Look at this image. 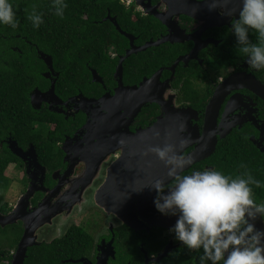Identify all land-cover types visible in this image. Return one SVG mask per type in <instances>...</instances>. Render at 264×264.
<instances>
[{"label":"flooded vegetation","instance_id":"flooded-vegetation-1","mask_svg":"<svg viewBox=\"0 0 264 264\" xmlns=\"http://www.w3.org/2000/svg\"><path fill=\"white\" fill-rule=\"evenodd\" d=\"M14 1L22 12L45 5L46 18L54 15L52 0ZM66 2L58 31L108 35L101 64L110 71L104 76L86 61L96 89L57 91L54 55L29 43L45 65V86L30 94L41 119L31 127L41 138L8 132L0 140V162L12 159L4 171L9 184L0 188V264H150L151 253L157 264H180L179 254L188 257L182 264H192L201 253L182 248L169 232L177 217L155 208L152 185L172 181L148 149L177 145L188 161L181 174L211 168L226 174L219 166L230 161L229 146L264 153V69L250 68L231 32L241 0ZM249 39L257 43L253 30ZM59 48L66 63L80 65L66 52L74 44ZM130 50L137 52L125 58ZM140 55L143 67L129 70ZM194 153L201 155L192 161Z\"/></svg>","mask_w":264,"mask_h":264},{"label":"clouds","instance_id":"clouds-1","mask_svg":"<svg viewBox=\"0 0 264 264\" xmlns=\"http://www.w3.org/2000/svg\"><path fill=\"white\" fill-rule=\"evenodd\" d=\"M241 4L238 19L231 22L237 50L251 69H264V0H241ZM67 7L66 0H52L59 17ZM27 19L34 28L44 22L35 9ZM0 24L12 28L19 24L10 0H0ZM250 30L257 34V43L249 39ZM184 143L181 140L179 147ZM148 151L164 162L172 181L166 185L157 179L152 185L157 192L155 208L177 217L169 232L182 248L201 253L192 264H264V229L255 224L258 218L264 221V202L257 203L252 190L253 185L261 187V181L247 170L235 177L215 168L181 174L188 161L179 155L177 145L166 143ZM150 256V264H157L156 254Z\"/></svg>","mask_w":264,"mask_h":264},{"label":"trees","instance_id":"trees-1","mask_svg":"<svg viewBox=\"0 0 264 264\" xmlns=\"http://www.w3.org/2000/svg\"><path fill=\"white\" fill-rule=\"evenodd\" d=\"M10 3L13 5L19 24L16 28L0 24V121L3 124H10L7 125L8 129L0 125V140L8 132L20 140L27 137L37 139L41 138V132L32 129L31 126L35 122H41V119L31 104L30 94L36 86H45L46 82L41 74L45 70V65L31 50L29 43L38 44L42 49L49 47L44 50L54 55L56 69L61 71L56 86L57 91H77V88L83 91H93L96 89V85L88 82L91 80V71L85 62L90 61L96 69L107 76L110 66L107 63H101H104L102 61L106 59L105 46L109 44L107 42L109 37L108 35H99L98 38V36L85 33L67 35L59 32L58 30L62 28L61 18L54 14L50 15L51 18L48 20L47 14L43 10L47 7L44 4L36 9V12L43 14L44 22L39 28H34L32 22L27 19L32 11L25 9L22 12L19 10L17 2L10 0ZM52 12H54L53 8ZM129 23L130 30L135 32L139 24L132 19V14ZM117 37L119 35H112L114 40ZM65 43L75 45V48L66 50V52H72L73 56H70V59L81 60L80 65H70L64 61L69 59V56L63 55V50L59 46ZM13 47H18L20 50H15ZM144 57L142 55L134 57L135 63L131 58L128 62V69L136 71V67H143L142 58ZM157 59L155 58V60ZM224 153L228 155L230 161H227L228 163L220 162L221 170H225L226 175L233 177L245 170L250 171L262 184L261 187L252 186L253 197L257 203L264 202V153L255 147L234 145L229 146L228 151ZM11 160L5 159V157L1 158L0 188H5L9 184V178L5 176L4 171ZM4 199V194L0 192V203H3ZM194 257L198 258V255ZM187 260L188 257L182 254L176 257V261L180 264Z\"/></svg>","mask_w":264,"mask_h":264},{"label":"water","instance_id":"water-1","mask_svg":"<svg viewBox=\"0 0 264 264\" xmlns=\"http://www.w3.org/2000/svg\"><path fill=\"white\" fill-rule=\"evenodd\" d=\"M126 36H128V37H130V38H132V35H129V34H125ZM160 43H156V44H153V45H159ZM150 46H152L151 44H147V45H145V46H143V47H141V48H139V51H144V50H146L148 47H150ZM137 52V50H130V51H128L127 52V54H126V57L125 58H128L131 54H132V52ZM125 58H122V62H121V65H122V63H123V61H124V59ZM120 65V66H121ZM120 72H121V70H120ZM93 74H94V77H96V76H98V73L96 72V71H94L93 72ZM52 90H55V84L53 85V88H52ZM263 98H264V95L262 96ZM217 104L216 103H212L211 105H210V109H209V113L210 114H212V113H217V109L218 108H216L217 106H216ZM210 117H211V115H210ZM216 122V118H214V117H211L210 119H209V123H215ZM203 151V150H202ZM201 154L200 153H194L193 154V159H192V161H195L196 159H198L199 158V156H200ZM0 219H1V216H0ZM255 224H256V227L258 228V229H264V221H262V220H260L259 218L255 221ZM158 260H160V259H158Z\"/></svg>","mask_w":264,"mask_h":264},{"label":"rangeland","instance_id":"rangeland-1","mask_svg":"<svg viewBox=\"0 0 264 264\" xmlns=\"http://www.w3.org/2000/svg\"><path fill=\"white\" fill-rule=\"evenodd\" d=\"M11 171H12V169H11V168H9V170H8L7 174H11V173H12ZM9 196H10V195L8 194V195H7V198H9Z\"/></svg>","mask_w":264,"mask_h":264},{"label":"built area","instance_id":"built-area-1","mask_svg":"<svg viewBox=\"0 0 264 264\" xmlns=\"http://www.w3.org/2000/svg\"><path fill=\"white\" fill-rule=\"evenodd\" d=\"M128 2L130 3V2H131V0H128Z\"/></svg>","mask_w":264,"mask_h":264}]
</instances>
